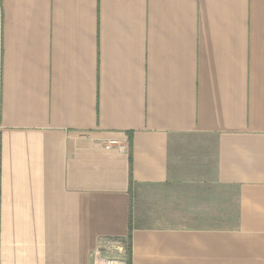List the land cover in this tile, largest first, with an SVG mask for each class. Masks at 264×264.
I'll return each mask as SVG.
<instances>
[{"label": "crops", "instance_id": "1", "mask_svg": "<svg viewBox=\"0 0 264 264\" xmlns=\"http://www.w3.org/2000/svg\"><path fill=\"white\" fill-rule=\"evenodd\" d=\"M0 264H264V0H0Z\"/></svg>", "mask_w": 264, "mask_h": 264}, {"label": "built area", "instance_id": "2", "mask_svg": "<svg viewBox=\"0 0 264 264\" xmlns=\"http://www.w3.org/2000/svg\"><path fill=\"white\" fill-rule=\"evenodd\" d=\"M106 149H117L120 151H124L126 149V146L123 142L119 140L111 141L110 143L105 145Z\"/></svg>", "mask_w": 264, "mask_h": 264}]
</instances>
